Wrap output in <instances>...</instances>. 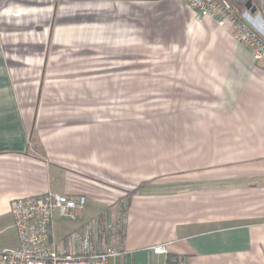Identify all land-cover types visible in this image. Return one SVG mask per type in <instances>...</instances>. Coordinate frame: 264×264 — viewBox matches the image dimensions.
Returning a JSON list of instances; mask_svg holds the SVG:
<instances>
[{
  "label": "crops",
  "instance_id": "0c3cea01",
  "mask_svg": "<svg viewBox=\"0 0 264 264\" xmlns=\"http://www.w3.org/2000/svg\"><path fill=\"white\" fill-rule=\"evenodd\" d=\"M231 1L238 12L251 8L249 22L264 35V0ZM106 4L103 0L0 1V231L14 232L11 242L0 240V245L19 244L9 212L17 197L46 191L86 194L79 219L57 218L55 233L61 237L91 216L115 211L131 188L128 173L114 170L119 160H128L127 149L113 151L106 142L97 145L92 126L87 130L73 122L81 121V116L66 125V118L60 117L64 112L50 107L92 103L96 91L104 89L114 73L106 68L85 73L87 68L71 75L75 83L70 86L57 63L48 59V65L43 64L44 57L50 58L49 30L55 18L50 41L58 48L59 59L65 57L59 54L64 45L76 57L110 55L105 52L108 46L97 42L95 26L74 27L66 19L70 12L86 9L96 16L95 10ZM186 8L197 20L196 13ZM208 20L209 26L216 25ZM217 28L230 41L227 65L222 76L206 86L211 98L202 102L199 127L185 130L182 142L177 132L171 133L175 134L169 141V146L174 141L171 160L144 167V154H139L138 176L144 180L133 186L135 192L129 197L125 237L129 252L111 264H264V69L251 51L226 33L228 28ZM43 66L45 78L41 74L38 81L32 70ZM39 82H46L45 90L64 92L38 99L23 96L21 91L38 87ZM154 155L158 159L160 154ZM160 243H169L166 254L151 249Z\"/></svg>",
  "mask_w": 264,
  "mask_h": 264
},
{
  "label": "rangeland",
  "instance_id": "374dc122",
  "mask_svg": "<svg viewBox=\"0 0 264 264\" xmlns=\"http://www.w3.org/2000/svg\"><path fill=\"white\" fill-rule=\"evenodd\" d=\"M103 1L109 5L95 10L96 16L86 9L70 12L71 16L66 19L71 20L74 27L95 26L97 42L107 45L109 51L105 52L110 55L97 54L94 59L76 57L69 55L70 51L64 45L59 47L64 48L59 54L65 57L59 59L56 52L58 48L51 42L55 22H58L55 18L54 31L52 28L49 30L50 58L44 57L43 64L48 65V59L50 63H57L66 74L65 82H69L70 86L75 83L71 75L87 68L89 70L85 73L102 68L111 69L114 73L108 76L106 87L96 91L92 103L51 104L50 107L64 112L60 117L66 118V125L71 124L67 120L81 116V121L73 122L84 124L87 130V126H92L97 134V145L106 142L112 145L113 151H121L124 147L127 149L128 160H119L114 170L118 169L124 176L128 173L130 191L144 180L138 176L141 165L146 167L157 161L162 163L171 160L174 141L171 146L169 141L175 135L172 132H177L182 142L184 138L180 135L185 130L199 127L202 102L211 98V91L206 86L222 76V67L228 61L229 54L226 51L230 49V41L225 40L223 32L217 28L219 25L209 26L208 19L195 16L196 20L183 1H180L182 5L177 0ZM226 33L232 36L231 30ZM71 43L76 45V42ZM243 46L250 51L246 45ZM69 61H78L79 65L69 66ZM32 71L35 75L38 73V81L41 74L45 78L44 66L38 67L36 72ZM37 85L33 89L21 91L23 96L38 99L56 97L64 92L61 88L45 90L46 82L45 85L40 82ZM142 152L145 158L140 165V159H137ZM155 152L160 154L158 159ZM124 195H128V191ZM13 238V229L0 231L2 243L7 244Z\"/></svg>",
  "mask_w": 264,
  "mask_h": 264
},
{
  "label": "built area",
  "instance_id": "2783aa9c",
  "mask_svg": "<svg viewBox=\"0 0 264 264\" xmlns=\"http://www.w3.org/2000/svg\"><path fill=\"white\" fill-rule=\"evenodd\" d=\"M1 1V0H0ZM203 19L231 30L233 38L246 45L264 69V35L249 22L251 8L238 13L231 0H183ZM129 197L122 196L115 211H103L85 219L61 237L55 233L57 218L77 220L87 204V195L54 191L15 198L10 207L12 226L19 244L0 245V264H111L126 255ZM166 254L169 243L151 247Z\"/></svg>",
  "mask_w": 264,
  "mask_h": 264
},
{
  "label": "trees",
  "instance_id": "16d2710c",
  "mask_svg": "<svg viewBox=\"0 0 264 264\" xmlns=\"http://www.w3.org/2000/svg\"><path fill=\"white\" fill-rule=\"evenodd\" d=\"M134 192H135L134 189L131 190V191H128V195H132ZM128 195H127V196H128Z\"/></svg>",
  "mask_w": 264,
  "mask_h": 264
}]
</instances>
